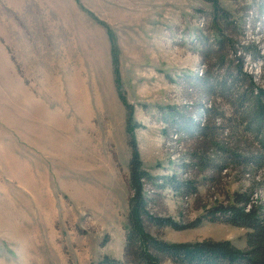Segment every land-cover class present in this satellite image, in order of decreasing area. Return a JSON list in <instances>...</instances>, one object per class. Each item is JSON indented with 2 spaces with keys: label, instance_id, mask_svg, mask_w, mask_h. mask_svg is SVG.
Listing matches in <instances>:
<instances>
[{
  "label": "rangeland",
  "instance_id": "obj_1",
  "mask_svg": "<svg viewBox=\"0 0 264 264\" xmlns=\"http://www.w3.org/2000/svg\"><path fill=\"white\" fill-rule=\"evenodd\" d=\"M239 66L241 90H264V0H0V264L128 263L133 138L156 181L149 206L188 226L153 225V237L249 252L253 231L215 211L242 196L264 224V161L219 172L196 163L226 164L203 154L208 143L264 156V123L248 104L236 114L200 82ZM208 108L225 117L217 141L184 134ZM172 177L195 192L157 189Z\"/></svg>",
  "mask_w": 264,
  "mask_h": 264
},
{
  "label": "trees",
  "instance_id": "obj_2",
  "mask_svg": "<svg viewBox=\"0 0 264 264\" xmlns=\"http://www.w3.org/2000/svg\"><path fill=\"white\" fill-rule=\"evenodd\" d=\"M215 17L218 20L219 16L228 25L230 15L219 14L220 8L217 3L215 4ZM215 19V21H216ZM218 53L222 49H226L229 45L228 40L219 41ZM246 49V48H245ZM249 49V48H248ZM253 55H258L257 48L254 47L252 50ZM217 57V56H216ZM219 59L220 56H218ZM219 66L223 65L218 63ZM242 70V66L237 67L231 73L227 74L226 77L217 76L216 79H212L209 82H203L202 86L205 88L206 92L210 95L219 96L223 101L228 102L233 107V110L238 114L244 108L250 107L251 109V120L256 121L259 125L264 123V90L257 92L254 88L248 86L246 90L244 87H238L241 77H246ZM236 73V74H234ZM199 82V83H200ZM217 92V94H216ZM216 96V97H217ZM248 104V106H247ZM247 106V107H246ZM200 113V112H199ZM199 117V116H198ZM199 119V118H198ZM200 119H204L205 124L201 126L200 122L193 120V118H188L184 123L181 124L180 128H183V133L187 134L191 139H201L208 141L209 138L215 139L216 135L220 130V122L225 121V117L221 112H216L214 109L208 108L204 110V114ZM220 120V122H219ZM131 122L130 116L128 119ZM218 124L217 126V123ZM179 132V133H178ZM175 134H181L180 131L176 130ZM216 140V139H215ZM217 141V140H216ZM132 160H131V200L129 203V218H128V228L126 231V255L128 258V263H123L117 261L108 256L103 257L97 264H161L163 259H169L174 264H264V224L260 222L257 218V207L251 206L247 210V205H250L248 198L239 196V205L235 207L225 208L220 207L216 209L215 214L222 216L224 222L232 225L239 226L242 228H247L253 231L252 241H250L251 250L249 252L240 251L232 247L230 243H192V244H170L166 241L157 239L153 237L150 232V226L157 225L170 226L171 228L177 230L186 229L188 226H182L175 223L171 219H164L159 217L149 205L155 202L154 197L147 199L145 195V188L147 184H154L155 179L147 172L143 170V165L140 161L139 151L136 147V142L133 138L132 140ZM261 149H264V141ZM203 154L208 152H214L213 150H218L222 156V161L226 164L216 166L213 164L206 156L204 160L196 159V163L201 168H207L209 170L221 171L227 169L231 163L244 164L246 166L252 165L257 167L260 161H264V156L261 159L249 157L238 156L237 154H232L229 150H222L220 144L208 143L204 146ZM218 153V154H219ZM197 154L194 155V157ZM193 159V158H192ZM232 165V164H231ZM167 182L160 183L157 187L158 190L164 189L167 185H171L174 190L179 193H190L195 192V184L192 180L181 181L180 179L167 178ZM241 201V202H240ZM242 205V206H241Z\"/></svg>",
  "mask_w": 264,
  "mask_h": 264
}]
</instances>
